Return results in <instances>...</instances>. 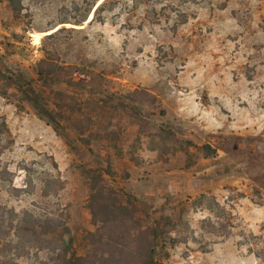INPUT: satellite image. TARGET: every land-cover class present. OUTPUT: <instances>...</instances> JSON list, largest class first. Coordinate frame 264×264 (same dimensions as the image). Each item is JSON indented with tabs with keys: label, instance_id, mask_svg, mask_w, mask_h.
Returning a JSON list of instances; mask_svg holds the SVG:
<instances>
[{
	"label": "rangeland",
	"instance_id": "1",
	"mask_svg": "<svg viewBox=\"0 0 264 264\" xmlns=\"http://www.w3.org/2000/svg\"><path fill=\"white\" fill-rule=\"evenodd\" d=\"M23 4L14 19L0 0V205L65 221L81 255L98 197L116 198L171 218L162 264H264V0ZM42 58L63 66L50 86ZM20 69L63 107L61 134L21 98Z\"/></svg>",
	"mask_w": 264,
	"mask_h": 264
},
{
	"label": "trees",
	"instance_id": "2",
	"mask_svg": "<svg viewBox=\"0 0 264 264\" xmlns=\"http://www.w3.org/2000/svg\"><path fill=\"white\" fill-rule=\"evenodd\" d=\"M7 2L13 18L19 19L24 10L23 0ZM103 4L104 2L98 5L96 11L100 10ZM58 69H63V66L46 58L40 59L36 66L37 80L43 85L50 86L53 74ZM9 78L17 85L21 98L29 102L37 115L61 134L64 128L61 118L66 116L63 107H51L43 87H37L23 70L13 72ZM139 93L142 95L143 103L146 100L157 99L147 90L137 91L131 95ZM71 112L75 114V109L72 108ZM82 122L84 121L81 118L79 123ZM8 130V125L3 119L0 122L1 142L2 135ZM80 130L83 132L84 129ZM203 150L206 156L214 152L207 144L203 146ZM92 178L98 182L97 176L93 175ZM94 198L96 197H92V200ZM98 198L102 201V211L98 212L93 208V221L96 227L85 235L87 250L81 255L74 252L72 237H66L70 230L65 221L55 216L41 219L29 210L18 213L13 208L0 205V264H19L17 259L26 255L33 247L37 250L47 249L52 264H162L160 252L165 250L168 243L170 245L177 243L168 227L171 218L161 216L159 219L144 223L136 217L131 202L124 204L118 203L116 198ZM10 250H13V253L8 255Z\"/></svg>",
	"mask_w": 264,
	"mask_h": 264
}]
</instances>
